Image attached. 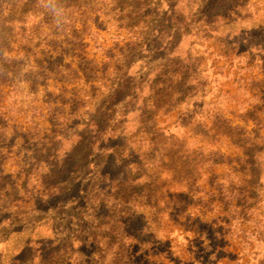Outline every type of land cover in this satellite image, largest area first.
Returning <instances> with one entry per match:
<instances>
[{"label":"trees","instance_id":"16d2710c","mask_svg":"<svg viewBox=\"0 0 264 264\" xmlns=\"http://www.w3.org/2000/svg\"><path fill=\"white\" fill-rule=\"evenodd\" d=\"M83 1L0 0V148L38 145L47 155L42 157L45 161L36 159L28 168L22 165L20 181L25 194L30 195L26 187L33 180L32 172L46 166V173L40 175L43 191L30 197L37 210L63 211L66 202L81 199L75 208L85 224L79 246L86 249L89 244L99 247L103 240L112 241L116 249L110 264H166L151 258L143 263L144 255L162 254V243L156 241L157 226L163 224L164 233L170 236L179 225L164 224L170 218L167 210L182 205H186L182 217L195 225L200 236L208 231L215 242L225 238V246L219 249L218 243L209 247L203 241V250L209 249L219 260L228 257L247 264L240 262L241 252L255 255L257 244L264 245V78L235 79L251 95L244 126L233 125L223 115L203 117L207 83L202 78V60L208 53L225 61L227 68L238 61L235 70L240 73L259 68L254 54L264 42L250 32L231 31L238 22L248 20L243 15L248 3L164 0L158 3L160 10H155L154 0ZM102 17L106 22L100 21ZM108 22L117 26V38L125 42L121 47L117 44V52L109 50L106 63H98L88 58L85 39L98 37L94 26ZM222 28L230 30L225 39ZM39 30L46 32L45 40L35 34ZM124 31H128L127 37ZM209 41L216 47L207 48ZM201 42L203 54L199 52ZM41 46L50 57H40L37 50ZM259 70L264 77V63ZM51 80L61 85L57 96L49 90ZM80 82L88 88H79ZM41 86L48 96L44 106L49 130L35 121L37 116L45 117L38 100ZM25 98L30 99L29 104ZM183 105L185 114L178 112L175 122L164 128L160 119H174ZM21 114L29 118V127L18 122ZM133 117L135 123L127 131ZM199 118L205 119L202 125ZM172 127L185 130L190 137L177 139ZM124 137L127 142L120 143ZM196 138L201 146L193 141ZM224 140L237 149L235 155L215 147L227 146ZM66 142L88 152L80 161L73 158L74 150L61 155V145ZM98 150L104 160L95 164L91 157ZM126 157L128 163L123 166ZM91 165L97 183L93 191L83 193ZM222 165L226 172L216 173L215 168ZM128 171L134 174L128 177ZM92 177L90 181L94 174ZM98 185L109 191L100 194L103 189L97 190ZM146 209L150 215L142 212ZM113 211L117 213L112 215ZM233 238L235 244L230 243ZM167 256L171 261L175 258L174 253ZM183 258L177 264H187ZM54 259L51 264H70L67 255ZM94 260L107 264L100 254Z\"/></svg>","mask_w":264,"mask_h":264},{"label":"rangeland","instance_id":"374dc122","mask_svg":"<svg viewBox=\"0 0 264 264\" xmlns=\"http://www.w3.org/2000/svg\"><path fill=\"white\" fill-rule=\"evenodd\" d=\"M161 1L164 0L153 1V3H155L153 7L155 10H160V8L158 9V3ZM245 1L248 3V10L243 11V15L248 17V20L245 22H238L232 27L233 30L231 31H236L237 33L250 32L252 33V36L256 37L257 41L264 42V0ZM254 4H256V6L253 7L252 5ZM151 5L152 1L148 3V6ZM157 14L160 15L162 13L159 11ZM104 19L106 22L107 19L103 17L100 21H103ZM93 29L94 31L99 32V36L85 39V43L88 45L86 47L88 58L96 59L98 63H106L108 61L107 56L109 50L117 52L119 50L117 44L119 43V46L121 47L124 45L125 41L117 38V34L120 32L117 30V26L114 23L108 22V24L105 25L98 24L95 25ZM228 31H230L228 28L220 29V34L224 39ZM43 33L46 32L43 30L35 32V34L42 35L40 40L46 39ZM63 34H65V32ZM122 34L124 37H127L128 31H124ZM126 41H128V39ZM35 43L38 42L35 41ZM204 46V43L201 42L199 45L200 54H203L202 52ZM206 47L210 50L213 49L216 47L215 42L209 41ZM37 51L41 53L40 57H50V54L46 53V49L43 46H41ZM258 51L255 52L254 56L257 60L256 63L259 68L253 72L250 71L247 73H240V71L235 70V66L238 61H236L233 68H227L225 61H218L215 56H209L208 53L203 54L202 63H204L203 66L205 67V72L204 75H202V78L205 79L207 83V94L205 97L203 96V117L223 115L225 118L231 119L233 121V125L244 126L243 118L246 117V112L250 109L251 95L248 90L240 89L238 83L235 82V79L238 80L241 76L248 78L251 75L258 77L259 79L264 78L261 74L262 72L259 70L264 63V44L260 48V52ZM213 53L215 54L216 51H213ZM14 55H16V53H14ZM65 62L69 63L70 59L65 60ZM214 63L218 65V68H213ZM49 85L50 92L57 96L59 94L57 89L61 88L60 83L51 80ZM78 86L79 88H88V85L85 86L82 82L78 83ZM261 86V91H263L264 84ZM24 87L26 91L29 90L28 84ZM68 87L71 88V86ZM44 90L45 88L41 86L40 93L38 94V100L45 117L42 118L37 116L35 121L39 122L43 129L49 130L51 125L48 121V111L44 106V101H46L48 96L44 93ZM29 102L30 99L25 98V103L29 104ZM186 110L187 108L183 105L174 114V119H167L164 117L160 119V122L164 123L163 127L166 128L169 124L175 122L177 116L176 114L178 112H184L185 114ZM189 110H192V108H189ZM17 119L22 125L29 127L30 123L27 115L21 114ZM134 120L135 117L130 119L127 131L132 129L135 123ZM211 120L212 119L210 118V120L206 123H211ZM197 122H200L199 124L202 125L205 122V119L199 118ZM253 127L254 125L250 121L248 129L251 130ZM192 129H195V126H193ZM171 131V133H174L176 138L179 140H183L186 136L190 137L185 130L172 127ZM119 141H121L120 143H123L127 142V139L124 137V139L121 138ZM193 141H195V143H199L197 146L202 145L200 138H196V140ZM223 142L227 143V146L226 144H216L215 147L217 149H221L223 153H227L228 155H235L237 153V149L234 146H228L230 141L228 142L227 140H224ZM187 143L192 145L194 142L187 141ZM126 146L129 145L126 143ZM55 147L56 145L51 148L54 149ZM73 148L74 147L71 148L70 143L66 142L62 144L61 155H63L65 151L74 150L73 158L80 161L88 152V150L83 147H77L76 149ZM98 151L99 152L94 153L91 157L92 162L95 164L104 160V155L100 150ZM6 155L9 156L6 157ZM43 156L46 157L47 155L45 156V153L42 152V147L38 145H29L25 147L20 143L11 150L6 147L4 149L0 148V173L3 172L2 175L0 174V264H51L55 257L61 255H67V259H69L67 262L70 264L71 262L73 264H99L96 263V260H94L95 255L99 254L105 257L107 264H110L116 249L115 246L112 247V241L107 242L103 240L101 242L102 245L99 247L89 244L86 249L79 246L83 237V234L81 235L80 231L85 224L82 222V219L78 217L75 208L81 205V199L75 197L73 200H69L61 206L63 211L56 210L55 212H52L51 209H43L41 211L37 210L35 201L33 202L30 197L43 191L40 175L46 173V166L40 165V169L38 171L36 170L32 172L31 175H33V180L28 183L26 187L30 192V195L25 194L24 188L22 187L23 183L20 181L22 173L21 167L25 166L28 168L36 163V159H38V161H45V158H42ZM127 160V157L122 159L123 166L128 163ZM94 167L95 166L91 165L88 168V172L90 171L92 173H86L85 175L86 181L82 188L83 193L93 191L94 185L97 183V173L92 170ZM215 171L218 174H224L226 172V167L225 165L219 166L215 168ZM201 173L203 174L204 172ZM93 174L94 180L90 181V179L93 178ZM133 174L134 173L131 171H128L127 176L129 177ZM120 176L123 177V173ZM2 187H4V189H2ZM98 187H96L97 190L101 189L102 191L103 189V192H100L102 195H105L104 193L109 191L108 187H104V185H98ZM114 192L115 189L112 193ZM18 198H22L23 200L14 202V199ZM110 203H112V200H109V204ZM185 206H173L170 210H167L170 218H166L164 224L165 222H168V224L173 226H179L178 228L172 230L173 232L170 236H166L164 233L163 224H159V226H157L159 227V232L156 241L162 243V249H160L162 254H157L155 257H153V254V256L145 254L143 263H145L144 260L151 258L153 260H162L166 264H177V262L184 257L183 259L187 261V264H190L189 262H193L194 264H237L235 260H229L228 257H224L219 260L217 257L213 256L217 254H213V252L209 249H202L201 244L203 241L205 242L204 245L209 247H213L215 243H218L219 249L222 245L225 246V238L223 241L221 238H218L215 242L212 240L208 231L204 232L203 236H200L199 230H197L195 225L188 224L182 217V214L185 211ZM159 208L163 210L165 209V205H160ZM100 211L103 213L105 209L101 208L99 212ZM142 212L150 215V211L148 209L143 210ZM116 213L117 211L112 213V215H115ZM215 215L216 214H209L208 217ZM72 218L74 220H71ZM205 228L206 226H201V229L205 230ZM94 232H96L97 235L103 234L102 231L98 230H94ZM75 237L78 238L76 242L73 241ZM73 242L74 245L72 246ZM110 242L112 243L110 244ZM235 242V238L230 240L231 244H235ZM157 246L158 245H155V247ZM129 248L131 249V247ZM168 251L175 254L174 260L171 261L168 259L167 255H170ZM231 251L233 252V250ZM254 252L255 255H243V253H245L243 250L240 255V262L247 264H264V245L260 243L257 244ZM130 255H132V253ZM41 257H43V259H41Z\"/></svg>","mask_w":264,"mask_h":264}]
</instances>
